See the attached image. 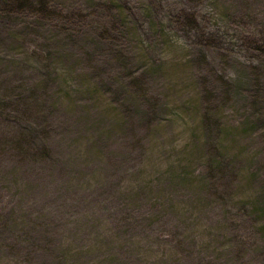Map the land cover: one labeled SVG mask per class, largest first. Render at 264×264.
Masks as SVG:
<instances>
[{
  "label": "rangeland",
  "instance_id": "obj_1",
  "mask_svg": "<svg viewBox=\"0 0 264 264\" xmlns=\"http://www.w3.org/2000/svg\"><path fill=\"white\" fill-rule=\"evenodd\" d=\"M0 264H264V0H0Z\"/></svg>",
  "mask_w": 264,
  "mask_h": 264
}]
</instances>
